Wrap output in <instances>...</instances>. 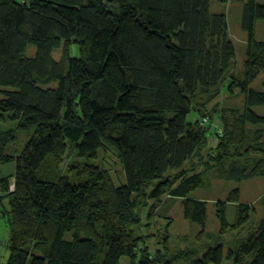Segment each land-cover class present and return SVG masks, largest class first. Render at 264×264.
<instances>
[{
    "label": "trees",
    "instance_id": "obj_1",
    "mask_svg": "<svg viewBox=\"0 0 264 264\" xmlns=\"http://www.w3.org/2000/svg\"><path fill=\"white\" fill-rule=\"evenodd\" d=\"M212 1L0 0V149L15 138V128H2L8 113L19 128L34 126L19 154L0 150V164L15 163V173L0 178V204L7 198L10 207H0L10 231L7 264H119L134 258L140 250L133 230L141 220L137 207L151 184L150 199L167 191L183 197L184 217L205 226L207 202L187 197L203 182L196 168L203 159L210 165L239 156L247 123L264 124V115L253 109L264 105V40L254 35L255 20L264 19L259 0H244V79L232 76L228 85L244 96L240 131L229 130L222 118L223 133L215 136L200 121L208 116L213 122L209 112L188 120L196 102L206 110L221 93L235 63L226 14L213 11ZM73 44L79 57L71 56ZM29 45L36 47L34 55H28ZM261 73L262 88L252 87ZM54 80L55 86L44 87ZM105 146L123 165L126 182L120 186L92 161ZM69 147L80 159L71 169L83 180L43 175L48 159L58 170ZM250 149L262 154L252 172L264 175V149ZM195 159L194 172L187 173L186 164ZM239 196L235 188L216 205L222 232L242 226L254 210L237 204L231 224L227 205ZM229 257L264 264V217ZM222 260L218 244L191 264ZM136 264L173 263L145 248Z\"/></svg>",
    "mask_w": 264,
    "mask_h": 264
},
{
    "label": "rangeland",
    "instance_id": "obj_2",
    "mask_svg": "<svg viewBox=\"0 0 264 264\" xmlns=\"http://www.w3.org/2000/svg\"><path fill=\"white\" fill-rule=\"evenodd\" d=\"M259 2L264 3V0H259ZM243 4L244 0H228L227 2L214 0L211 2L213 11H220L226 14L229 33L236 49V58L230 74L223 83L221 93L211 103L206 105V110H201L202 107L196 102L193 112L188 117L189 121H195L204 115L203 113L209 112L212 115L213 123L221 125L220 120L223 118V120H227L229 130L238 129L240 131L239 116L244 106V96L240 88L230 91L228 85L232 81V76L244 79L249 33L243 27ZM254 35L256 39L264 40V19L255 20ZM35 52L36 47L29 45L28 55H34ZM53 54L55 58L60 59L62 57V48L59 47ZM71 56H80V49L77 44L71 46ZM261 80L262 73L259 79L251 86L261 89ZM56 84L57 81L54 80L49 84H45L44 87L55 86ZM253 109L258 114L264 115V105L254 106ZM6 118L7 120L2 128L4 131L15 128V138L10 139L5 145H1L3 150H0L17 155L30 139L34 132V126L27 129L19 128V122L10 119V113L6 115ZM245 128V140L241 145L238 144L237 147L240 148L239 156L228 157L222 162H212L210 165H207L206 160L203 159L196 168L197 171L203 172V182L192 190L187 197L207 202L205 226L203 227L199 223L184 217L183 197L173 196L167 191L160 200L150 199L149 194L154 187V184H151L146 187L143 202L140 201L137 207V212L141 216L140 223L133 228L136 235L140 237V250L134 258L123 257L119 264H136L141 258L142 249L145 248L152 254L158 253L163 260H171L173 264H191L193 259L202 258L209 248L218 244L223 246L221 264H245V262L250 260V257H246L244 261L236 263L233 258L229 257V250L234 247L235 243L253 232L264 217V175L252 172L262 154L259 151L250 152V146L264 149V124L247 123ZM259 134L261 137L258 138ZM246 149H249V151H246ZM78 160L80 159L77 157L76 152L69 147L67 156L58 170L56 168L53 171L51 170L52 159H48L41 173L50 178L67 176L71 182L82 181L83 178L77 174V170L71 169V166ZM92 161L106 169L117 186L126 182L123 165L113 147L105 146L101 148L98 157ZM196 162L197 159L186 164L187 173L194 172ZM2 169L3 173L1 175L0 172V177L12 174L15 171V163L0 164V171ZM242 174H245V177ZM235 188L240 189L239 201L228 203L226 210L227 220L231 224L237 221V204H252L254 210L250 213L248 221L242 226L237 228L230 227L222 232L216 214V205L218 201H227L229 193ZM8 202L9 200L4 198L0 207L8 211L10 208ZM7 216H2V220H7L8 222ZM72 236V232L65 233V238L67 239L72 238ZM3 237V233L0 232V264H7L10 252L9 238L5 239Z\"/></svg>",
    "mask_w": 264,
    "mask_h": 264
},
{
    "label": "built area",
    "instance_id": "obj_3",
    "mask_svg": "<svg viewBox=\"0 0 264 264\" xmlns=\"http://www.w3.org/2000/svg\"><path fill=\"white\" fill-rule=\"evenodd\" d=\"M200 121H201V124H208L209 126H211L213 128V131L215 133V136L222 135V133H223V127L221 125H218L216 123L211 122L210 121V118L208 116L201 117ZM214 141H216V139ZM14 186H15V184H14V180H13L10 183V190L11 191L14 190Z\"/></svg>",
    "mask_w": 264,
    "mask_h": 264
},
{
    "label": "crops",
    "instance_id": "obj_4",
    "mask_svg": "<svg viewBox=\"0 0 264 264\" xmlns=\"http://www.w3.org/2000/svg\"><path fill=\"white\" fill-rule=\"evenodd\" d=\"M188 117H189V116H188ZM192 121H193V120H192ZM211 141H212L213 143H216V141H214V137H211ZM0 172H1V175H2V173H3V169H2ZM14 173H15V171H14ZM14 173L9 174V175H13ZM9 175H6V176H9ZM6 176H3V177H6ZM0 178H2V176H1ZM8 203H9V202H8ZM2 219H3V217L0 215V232L3 233V235H4L3 238H5V239L9 238V240H10V231H9V225H8V222H7V220L4 221V220H2ZM9 255H10V252H9ZM8 258H9V257H8ZM7 261H8V260H7Z\"/></svg>",
    "mask_w": 264,
    "mask_h": 264
}]
</instances>
